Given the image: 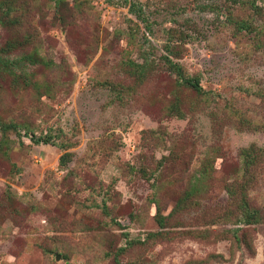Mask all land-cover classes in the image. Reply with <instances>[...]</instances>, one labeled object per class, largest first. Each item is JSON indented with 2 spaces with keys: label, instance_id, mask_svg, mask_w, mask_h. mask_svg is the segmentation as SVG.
I'll return each instance as SVG.
<instances>
[{
  "label": "rangeland",
  "instance_id": "obj_1",
  "mask_svg": "<svg viewBox=\"0 0 264 264\" xmlns=\"http://www.w3.org/2000/svg\"><path fill=\"white\" fill-rule=\"evenodd\" d=\"M7 41L0 264H264V0H7Z\"/></svg>",
  "mask_w": 264,
  "mask_h": 264
},
{
  "label": "trees",
  "instance_id": "obj_2",
  "mask_svg": "<svg viewBox=\"0 0 264 264\" xmlns=\"http://www.w3.org/2000/svg\"><path fill=\"white\" fill-rule=\"evenodd\" d=\"M4 4V5H3ZM7 5V0L6 1H0V8L2 6ZM8 20H10L8 18ZM16 20V19H15ZM243 28H248L246 24H242L239 27V30ZM19 46L16 42L14 41H7L4 42L2 45H0V77L3 76H9L12 80V83L17 85L18 83H28L30 78H29V72L27 71L26 65L27 63H23L21 65V61L29 62L30 64H38L40 61L39 59H35L33 56H24L18 59V57L13 59L14 51L15 48ZM19 67L17 70L14 67ZM179 74L183 77L184 81L186 84L191 85L194 87L197 91H203L202 86H200L199 79L197 78H192V77H184V74L181 72L182 69L179 66H176ZM0 97H1V91H0ZM0 125L3 127V129L9 130V129H14L17 130L18 126H20L19 123L11 120V121H3L0 119ZM34 138V137H33ZM36 141H44L48 142L50 139L46 137L43 139V137H39L38 139H35ZM260 147L256 146H250V147H244L240 150V153L243 157L242 160V165H243V170L246 172L251 169V172L253 169L259 167L261 165V159H257L258 155H260ZM231 195L233 193H230ZM247 193H245L244 197H242L241 201V207H242V212L244 214V220L246 222H260L263 220V214H264V208H251V199L247 198Z\"/></svg>",
  "mask_w": 264,
  "mask_h": 264
}]
</instances>
